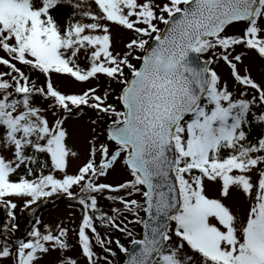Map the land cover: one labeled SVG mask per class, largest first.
<instances>
[{
	"label": "snow or ice",
	"instance_id": "obj_1",
	"mask_svg": "<svg viewBox=\"0 0 264 264\" xmlns=\"http://www.w3.org/2000/svg\"><path fill=\"white\" fill-rule=\"evenodd\" d=\"M0 211V264H264V0H0Z\"/></svg>",
	"mask_w": 264,
	"mask_h": 264
},
{
	"label": "rangeland",
	"instance_id": "obj_2",
	"mask_svg": "<svg viewBox=\"0 0 264 264\" xmlns=\"http://www.w3.org/2000/svg\"><path fill=\"white\" fill-rule=\"evenodd\" d=\"M80 87H82V86L81 85H73V90H78ZM69 127H70V129H72V128L78 127V125L76 124L75 121H72L70 123ZM77 147H80V148L83 147V141L82 140L77 141ZM58 198H63V197H56V198L49 199L51 201L57 200V203L55 204V206H52V207L46 209L45 211H43L40 219H42L45 223H55L59 220H64L65 223H67L69 220V217L73 213H76L77 214L76 219L78 222L79 209L76 207L70 206L66 202H63L62 200H58ZM69 201L75 202L72 200H69ZM41 205H44V204H41ZM3 217H4L3 211H0V224L3 223ZM24 224H25V226H20V231L18 232L19 236H21L22 232L25 231V229L27 228L26 225L28 224V221L24 222ZM112 236H113V238H116L118 236V234L112 233ZM97 251L101 255H103V252L101 249L97 248Z\"/></svg>",
	"mask_w": 264,
	"mask_h": 264
},
{
	"label": "trees",
	"instance_id": "obj_3",
	"mask_svg": "<svg viewBox=\"0 0 264 264\" xmlns=\"http://www.w3.org/2000/svg\"><path fill=\"white\" fill-rule=\"evenodd\" d=\"M65 199H64V202H66L67 204L72 205L74 207L75 206L79 207V205L76 202H71V201H69V199H66V200ZM55 204H56V202H48V203H46L43 206V209L39 210L37 208L35 216L31 215L30 213H18V223H19V226H25L24 222H27L28 221V224L26 225L27 228L25 229V231L22 232L21 237L24 236V235H26L27 230L31 227V225L34 222V220L37 217H39V218L41 217L42 210L44 211L45 209H48V208H50L52 206H55ZM3 221H4V217H3Z\"/></svg>",
	"mask_w": 264,
	"mask_h": 264
}]
</instances>
